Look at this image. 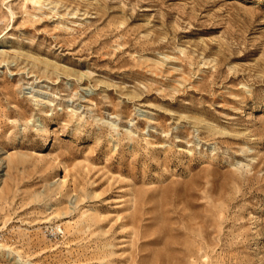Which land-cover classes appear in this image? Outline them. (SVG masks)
Returning a JSON list of instances; mask_svg holds the SVG:
<instances>
[{
	"label": "rangeland",
	"instance_id": "374dc122",
	"mask_svg": "<svg viewBox=\"0 0 264 264\" xmlns=\"http://www.w3.org/2000/svg\"><path fill=\"white\" fill-rule=\"evenodd\" d=\"M0 264H264V0H0Z\"/></svg>",
	"mask_w": 264,
	"mask_h": 264
}]
</instances>
